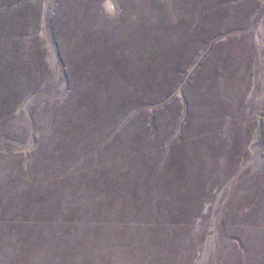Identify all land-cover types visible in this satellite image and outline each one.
I'll use <instances>...</instances> for the list:
<instances>
[{
  "label": "rangeland",
  "instance_id": "obj_1",
  "mask_svg": "<svg viewBox=\"0 0 264 264\" xmlns=\"http://www.w3.org/2000/svg\"><path fill=\"white\" fill-rule=\"evenodd\" d=\"M0 264H264V0H0Z\"/></svg>",
  "mask_w": 264,
  "mask_h": 264
},
{
  "label": "clouds",
  "instance_id": "obj_2",
  "mask_svg": "<svg viewBox=\"0 0 264 264\" xmlns=\"http://www.w3.org/2000/svg\"><path fill=\"white\" fill-rule=\"evenodd\" d=\"M113 11H115V6L113 5V9H112Z\"/></svg>",
  "mask_w": 264,
  "mask_h": 264
}]
</instances>
